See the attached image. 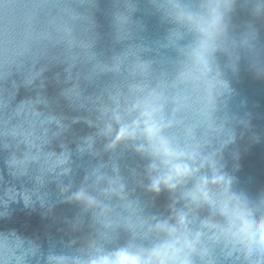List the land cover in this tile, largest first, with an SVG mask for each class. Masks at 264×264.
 Instances as JSON below:
<instances>
[{
    "label": "clouds",
    "instance_id": "clouds-1",
    "mask_svg": "<svg viewBox=\"0 0 264 264\" xmlns=\"http://www.w3.org/2000/svg\"><path fill=\"white\" fill-rule=\"evenodd\" d=\"M0 264H264V0H0Z\"/></svg>",
    "mask_w": 264,
    "mask_h": 264
}]
</instances>
